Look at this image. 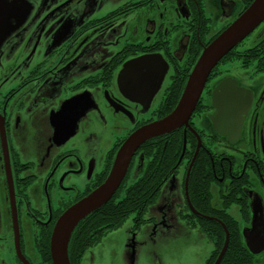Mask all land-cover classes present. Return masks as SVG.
<instances>
[{
	"label": "flooded vegetation",
	"instance_id": "flooded-vegetation-1",
	"mask_svg": "<svg viewBox=\"0 0 264 264\" xmlns=\"http://www.w3.org/2000/svg\"><path fill=\"white\" fill-rule=\"evenodd\" d=\"M25 1L20 21L0 22V264H53L49 240L58 216L106 180L129 134L170 113L202 50L252 0ZM229 51L205 81L188 125L165 134L172 141L168 153H175L172 144L179 139L181 154L168 160L158 193L166 182L169 189L176 187L177 177L188 192L189 171L197 163L210 204L204 196L196 207L186 193L178 213L207 237L211 251L210 228L203 232L195 225L199 219L220 220L225 209L241 220L242 234L251 226L252 199L259 197L264 222V20ZM157 54L166 71L143 105L135 98L148 100V93L125 95L118 75L127 61ZM137 73L140 68L129 78ZM222 81L228 91L250 94L233 141L218 134L208 116L214 110L212 92ZM114 132L98 170V142ZM134 153L126 181L148 165L140 146ZM146 218L135 227L133 217L119 236L143 231L155 220ZM111 231L85 250L81 264L86 253L95 256L91 248L107 241ZM242 240L249 251L243 234ZM249 253L251 264H264V249Z\"/></svg>",
	"mask_w": 264,
	"mask_h": 264
},
{
	"label": "water",
	"instance_id": "water-1",
	"mask_svg": "<svg viewBox=\"0 0 264 264\" xmlns=\"http://www.w3.org/2000/svg\"><path fill=\"white\" fill-rule=\"evenodd\" d=\"M264 20V0H252L251 4L231 24L222 30L210 44L206 46L195 65L188 74L180 98L170 113L160 117V119L150 121L139 126L134 132L128 135L117 150L108 177L98 185L88 195L82 197L76 203L67 207L56 220L49 240L50 257L53 264H71L68 260V244L71 233L78 222L90 212L99 209L103 203L112 197L113 193L120 187L121 181L125 177L131 157L139 146L150 138L160 136L177 130L182 125L187 126L190 117L195 109V105L200 98L205 81L210 76L212 69L218 64L221 58L228 53L234 46L242 42V39L252 33ZM124 68L120 70L119 88L125 95L134 97L148 93V100L135 98L143 105L147 104L151 95L158 89L167 65L160 55L137 57L127 61ZM137 68L141 73L129 78L132 71ZM141 82H138V79ZM125 81V84H124ZM148 90L147 92H144ZM149 96V97H148ZM212 106L214 110L210 117L213 128L221 136L227 135L232 141L239 135L241 130L242 116L249 108L250 94L246 91H228L224 81L219 83L212 92ZM132 99V98H131ZM188 178V176H187ZM187 193V191H186ZM188 197V193H187ZM251 226L243 229L244 242L252 253H257L264 249V222L262 202L259 197L252 199ZM189 202V201H188ZM190 204V203H189ZM193 211H195L190 204ZM213 220L222 224L226 234L223 246L218 253V257L213 264H219L227 247L229 234L225 224L215 218Z\"/></svg>",
	"mask_w": 264,
	"mask_h": 264
},
{
	"label": "trees",
	"instance_id": "trees-1",
	"mask_svg": "<svg viewBox=\"0 0 264 264\" xmlns=\"http://www.w3.org/2000/svg\"><path fill=\"white\" fill-rule=\"evenodd\" d=\"M232 53V51H229L227 55ZM177 100H179L178 97L175 102ZM165 137V134H161L141 144V151L144 152L145 159L148 160V165L147 167L145 166L141 175L129 183L124 178L120 183V187L107 202L99 206V209L90 212L82 218L74 227L68 240L69 263L81 264V259L86 249L98 244L104 234L120 227L130 216L133 215L134 217L135 227H139L148 220L145 216L147 209L159 196L158 193L162 187L164 176L167 174L168 167L171 166L168 160L171 159V162L175 161L181 154V140L173 141L172 149H175V153L173 154L172 151L170 154L167 148L172 141L167 137L168 143H166L164 148V144L167 141ZM167 155L169 159H167ZM189 172L187 193L191 203L196 205V207H202L201 202L206 196L205 203H208L209 206L210 203L207 200L211 193L207 191V188H205L204 192L201 190L197 163L194 164V167ZM236 202H239L241 209L246 208V204L240 201L239 198L236 199ZM222 213L219 218L221 223L225 224L229 240L228 247L219 264H251L252 255L243 244L242 234H240V223L230 213H227V210L224 209ZM197 222L195 225H199L203 232L209 231L206 226L210 228V234H207L213 239L215 246V249L211 251L202 264H213L223 246L226 236L224 228L222 224L212 220L203 221L199 219Z\"/></svg>",
	"mask_w": 264,
	"mask_h": 264
},
{
	"label": "rangeland",
	"instance_id": "rangeland-1",
	"mask_svg": "<svg viewBox=\"0 0 264 264\" xmlns=\"http://www.w3.org/2000/svg\"><path fill=\"white\" fill-rule=\"evenodd\" d=\"M25 2L3 1L0 4V22L20 21ZM117 135L118 132L107 133L100 138L96 151L98 170ZM131 180V177L127 178V183ZM168 183L157 200L149 205L145 216H155L154 222L148 224L149 227L143 226V231L136 234L129 232L120 237L122 230L132 226L133 217L130 216L121 227L109 233L107 241L103 239L101 245L91 248L95 253L92 259L86 253L83 264H202L213 246L198 228L193 229L185 224L178 213L186 205V193L183 192L181 179L177 177L176 187L170 189Z\"/></svg>",
	"mask_w": 264,
	"mask_h": 264
}]
</instances>
